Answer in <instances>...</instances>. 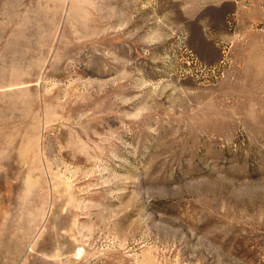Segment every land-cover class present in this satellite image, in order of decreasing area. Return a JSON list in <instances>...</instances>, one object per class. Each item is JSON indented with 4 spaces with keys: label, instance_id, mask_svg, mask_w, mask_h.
<instances>
[{
    "label": "rangeland",
    "instance_id": "1",
    "mask_svg": "<svg viewBox=\"0 0 264 264\" xmlns=\"http://www.w3.org/2000/svg\"><path fill=\"white\" fill-rule=\"evenodd\" d=\"M0 264H264V0H0Z\"/></svg>",
    "mask_w": 264,
    "mask_h": 264
}]
</instances>
